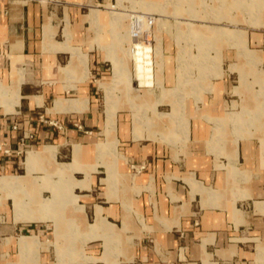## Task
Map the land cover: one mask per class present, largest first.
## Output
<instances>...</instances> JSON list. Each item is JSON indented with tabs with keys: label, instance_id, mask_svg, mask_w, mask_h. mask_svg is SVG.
Listing matches in <instances>:
<instances>
[{
	"label": "crops",
	"instance_id": "1",
	"mask_svg": "<svg viewBox=\"0 0 264 264\" xmlns=\"http://www.w3.org/2000/svg\"><path fill=\"white\" fill-rule=\"evenodd\" d=\"M109 6L114 0H0V81L14 97L0 96V179L19 183L0 186V264H264V0H231V26L180 18L181 36L192 23L211 43L193 59L209 61L197 79L185 65L180 81L166 65L179 33L165 30L153 46L161 64L152 95L138 92L130 116L121 103L132 100L120 90L115 99L109 82L99 85L103 111L93 80L107 65L94 46L108 44L92 41L87 25L109 21L100 10ZM87 7L101 12L97 22ZM229 34L245 41L244 57ZM179 98L188 131L176 144L161 140L174 126L161 129L154 104L169 113ZM240 119L249 123L231 124Z\"/></svg>",
	"mask_w": 264,
	"mask_h": 264
},
{
	"label": "rangeland",
	"instance_id": "2",
	"mask_svg": "<svg viewBox=\"0 0 264 264\" xmlns=\"http://www.w3.org/2000/svg\"><path fill=\"white\" fill-rule=\"evenodd\" d=\"M117 1V3H116ZM93 5L92 3H89V6ZM114 5L116 7L109 6L106 7H100V10L102 14H104L106 17L110 18V23L107 21L102 25L103 17L101 21L98 24H93L89 22L87 26L89 27V35L92 38V41H100L102 39L104 41L102 49L99 47V45H95V51L102 55L103 59L107 61V65L105 66L104 74L101 76H98L96 79V87L98 88L99 92V104L101 105L102 110L104 111V91L102 88H100V82H109L107 84H111L113 87V95L116 99V92L117 90L124 91L123 99L124 101L127 99L126 96L132 101H129L126 103H121L124 108H122L124 111L120 112V115L128 114L129 116L132 114L133 109L136 108L138 105L135 102V97L138 96V92L142 95H144L143 92H140L142 89L144 90L145 94L148 96V98L152 95V87L156 85L155 80V64H161L160 61H154V52L153 47L151 48L148 45H145L144 42H138V44L141 46V48L138 47V44L135 39L132 38L131 34V20L136 18L139 21H147V19H152L151 27L149 28L150 31V38H155L156 42L153 46L158 47V39L159 36H161L164 31L166 30L168 34H171V37H173L174 31L177 30L178 38H176V41L173 40L172 42L178 45V54L176 55H170V58H166V65H170L172 70H174V75L179 78V80L185 79V73L183 71V68L185 65L187 66V75L192 76V79H195L199 76V66L200 69H204L206 63H209L208 59H206L204 56L201 57L198 61V64H194L193 59L200 57V52H198L199 47L201 49H207L209 46H211V43L207 42L203 36L196 35L194 29V25L192 23H189L190 32L185 36L184 34L186 32L183 31L182 36L181 34V17L184 18L182 21H186V19H189L188 12H190L191 21L196 20L197 15H199V19H205L210 23L216 22V17H218L221 21V26H231V22L228 21L226 17H231V0H114ZM92 9V10H91ZM86 11V14L89 12H100L98 9H93L90 7H87L84 9ZM197 13H195V12ZM100 12V15H102ZM91 13L88 15L91 16ZM136 15V16H134ZM168 17V22H166L165 18ZM203 17V18H202ZM203 19V20H204ZM177 21V23H176ZM112 25V28H111ZM218 29V28H215ZM112 30L116 34L117 41L113 43V40L115 35L112 32ZM225 31V30H222ZM225 33V32H224ZM112 36V37H111ZM229 37L231 39V45L236 46L240 50V57H244V54L246 53V45L243 38L239 35H231L229 34ZM112 38V39H111ZM192 38V39H190ZM196 38H199L200 43L198 40H195ZM115 41V40H114ZM128 42H130V45L133 46L136 45V53L132 54L131 52V46L128 49ZM112 43V44H111ZM127 43V44H126ZM110 44V45H109ZM101 45V43H100ZM107 51V52H106ZM196 53V56H195ZM157 55L162 58L161 55V46H159L157 50ZM112 61V63L107 60ZM196 62V61H195ZM197 63V62H196ZM211 65L217 69L218 62L215 60H212L210 62ZM184 64V65H183ZM235 67L232 66L231 70H234ZM161 70L159 71V80L157 81V86L160 88H163V83L161 80ZM197 79V78H196ZM210 79V78H208ZM242 81V80H241ZM264 82V80H262ZM135 83H137V86L135 87ZM108 90L107 92H112V87L105 86ZM164 91V90H163ZM12 92H9L8 87H5L1 81H0V96L6 95ZM135 93L134 100L132 97V94ZM165 93V92H164ZM120 95V94H119ZM13 97V95H12ZM14 98V97H13ZM3 102V101H2ZM162 101H159L154 104V110L156 112V117L158 118L160 122L161 129L164 130L165 124L168 123L169 127L167 129H170L172 131V126H174L173 133L175 135H169L168 132L161 136V140L163 141H169L170 143L179 144L180 140H183V142L187 139V131H188V121L183 117V108L184 104L182 102V99L180 98L176 101V103L173 105V111L168 113L169 109L166 107L165 109L159 111L157 110V105L161 104ZM109 103V111L111 109ZM141 105V109L144 108L148 114L152 115V110L148 108L147 106L143 105L142 102H139ZM14 105V104H13ZM236 105H234L235 107ZM105 107H107V101L105 98ZM116 113L118 112V106L117 104L114 106ZM114 111V110H113ZM143 111V110H142ZM141 110L136 112V122L139 124H144L143 121V113ZM115 113V114H116ZM113 115V114H112ZM235 115L231 113V116ZM140 116V117H138ZM114 121V119H113ZM117 120L115 121V123ZM222 122V121H221ZM221 122L216 123L215 129L221 128ZM153 124V121L151 122ZM158 121H156V124ZM246 123H249L247 120H231V124L237 127L238 125H245ZM150 125V124H149ZM253 126V125H251ZM223 127V125H222ZM154 128V126H153ZM179 137V143L178 141ZM169 147V146H168ZM170 148V147H169ZM175 149V150H174ZM173 152H176L177 154L180 153V147H174ZM100 187V189H99ZM97 188V192L100 193L103 191L101 187L99 186ZM44 191H51L50 189H45ZM25 198L29 201L28 204H32L33 199L30 197V193L24 194ZM45 199H48L44 197ZM50 198V197H49ZM129 235H131L129 233ZM60 252L62 253V250L60 249ZM105 249L103 255H105ZM77 255L79 256H85L84 248H77L76 250ZM102 255V256H103ZM88 256V255H87ZM264 257V249H259V259ZM95 258V257H94ZM100 258H96L93 261L89 263H103L99 261ZM87 263V264H89ZM116 264V263H114Z\"/></svg>",
	"mask_w": 264,
	"mask_h": 264
},
{
	"label": "built area",
	"instance_id": "3",
	"mask_svg": "<svg viewBox=\"0 0 264 264\" xmlns=\"http://www.w3.org/2000/svg\"><path fill=\"white\" fill-rule=\"evenodd\" d=\"M136 16V15H134ZM152 19H147V21H139L136 18L131 20V34L132 38L136 40V42H144L145 45L153 47V41L150 38V31L149 28L151 27ZM131 52L132 54L136 53V45L134 44L131 46ZM153 49V48H152ZM79 129H83L82 126L78 125ZM0 150H3V148L0 146ZM7 154L10 153L9 150L5 151Z\"/></svg>",
	"mask_w": 264,
	"mask_h": 264
},
{
	"label": "bare ground",
	"instance_id": "4",
	"mask_svg": "<svg viewBox=\"0 0 264 264\" xmlns=\"http://www.w3.org/2000/svg\"><path fill=\"white\" fill-rule=\"evenodd\" d=\"M101 17V15L97 12H92L91 13V21H95L97 22L99 20V18ZM239 36V35H238ZM138 44V43H137ZM138 47L141 48V46L138 44ZM109 123H110V127H113L114 126V121H113V116L112 115H109ZM49 149V156L50 157H54V153L53 151L50 149V148H47ZM32 154L30 155L29 157V163H28V175H30L31 171H32V165L31 164V159H32ZM17 184H19L17 182V180H9V179H0V186L4 187V186H8V185H12V186H16ZM28 219V218H27ZM29 219H34V218H29ZM28 219V220H29Z\"/></svg>",
	"mask_w": 264,
	"mask_h": 264
}]
</instances>
